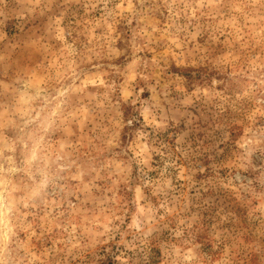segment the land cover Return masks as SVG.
<instances>
[{
	"label": "rangeland",
	"instance_id": "obj_1",
	"mask_svg": "<svg viewBox=\"0 0 264 264\" xmlns=\"http://www.w3.org/2000/svg\"><path fill=\"white\" fill-rule=\"evenodd\" d=\"M0 264H264V0H0Z\"/></svg>",
	"mask_w": 264,
	"mask_h": 264
}]
</instances>
